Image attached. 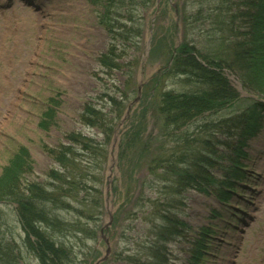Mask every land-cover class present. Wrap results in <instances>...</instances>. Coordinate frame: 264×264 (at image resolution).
Here are the masks:
<instances>
[{
	"label": "rangeland",
	"instance_id": "374dc122",
	"mask_svg": "<svg viewBox=\"0 0 264 264\" xmlns=\"http://www.w3.org/2000/svg\"><path fill=\"white\" fill-rule=\"evenodd\" d=\"M232 2L34 0V9L0 7V94L18 91L9 111L0 108V264H41L18 218L24 199L32 216L43 210L55 222L47 238L70 253L56 264H92L98 256L105 257L100 264L156 263L172 240L160 236L166 203L180 208L192 228L166 248L168 264H190L209 226L210 251L201 264H264V134L252 142L247 180L224 206L209 193H177L178 180L170 176L176 167L184 170L170 162L180 164L185 150L194 156L191 148L208 153L207 139L201 145L195 138L240 103L172 128L159 112L164 90L200 95L203 88L193 76L198 84L189 77L161 81L176 74L165 67L182 42L200 50L203 67L222 73L229 66L234 86L244 88L232 74L240 67V38L230 44L225 32ZM234 14L242 27L241 14ZM71 137H80L79 145ZM19 147L27 149L25 163L11 168ZM160 160L168 163L165 172ZM196 163L197 155L189 168ZM214 209L220 219H211Z\"/></svg>",
	"mask_w": 264,
	"mask_h": 264
},
{
	"label": "trees",
	"instance_id": "16d2710c",
	"mask_svg": "<svg viewBox=\"0 0 264 264\" xmlns=\"http://www.w3.org/2000/svg\"><path fill=\"white\" fill-rule=\"evenodd\" d=\"M112 4L114 0H109ZM241 8L246 3V0H236L234 2ZM258 5L256 0H251L248 4V9L246 11V17L242 18V21L246 23L245 29L243 28L242 42L239 41L237 55L240 58V67L239 71L235 72L242 82L244 88L249 92L255 93L262 99L264 98V18L262 17V13H259V9L257 12H254L255 6ZM220 8V7H219ZM218 9V8H216ZM232 24H235L236 16L235 14L231 17ZM245 43V44H244ZM196 49L187 44L181 47L179 55L177 56L173 71L176 73L175 75L179 76H193L200 81V84L203 88L200 90V95H190L188 93L184 94H170L165 93L163 96L161 105L159 107V112L162 114L166 121L167 127H174L175 125L183 122L188 117H192L193 115L202 113H211L221 109L223 110L226 105H229L233 102H236L239 98V93L230 85L228 80L221 74L220 72L211 71L208 68L203 67L200 62L196 60L194 53ZM112 53L105 58L110 59L112 57ZM205 58V57H204ZM208 59V58H206ZM211 64H214L215 61L210 59ZM219 65V64H218ZM233 65V64H232ZM226 67V66H224ZM222 67V68H224ZM226 68H230L227 66ZM240 72L244 73V76L240 74ZM190 81L195 84L192 77H189ZM188 78V79H189ZM114 98L110 99L113 101ZM254 104L260 105L259 102H255ZM250 107L251 114H245L241 117L244 119L241 128V134L238 135L241 138L238 147L235 149V152L238 154H242L241 147L244 145V141L248 139V136L251 133L250 125H253L251 120H256L255 114L252 109H256L255 105ZM224 107V108H223ZM94 115H97L96 112H93ZM212 114V113H211ZM99 120V119H98ZM92 122V121H91ZM241 122V121H240ZM240 122H236L240 124ZM235 123V121H233ZM93 124V123H92ZM235 124V125H237ZM221 124L217 129H226L225 127H221ZM80 137H71V141L79 145ZM196 152V151H195ZM189 152L183 153V158L181 162L183 163H174L178 166H181L182 170L176 169L172 172L170 178L175 180L177 178V193L181 195H185L188 191L197 190L202 192H208V189H212L216 184H220V188L222 190L218 194L219 198H222L223 195H227V192L223 188H228L233 185L232 181L229 179L228 181H216L214 177L210 176L209 167L213 165L214 162L210 163L211 160L208 156L198 158V163L195 164V169L192 170L189 168ZM67 158V155L64 156ZM20 157H16L11 163L10 167H16L23 165L19 163ZM159 162V161H158ZM160 163L163 165L162 171H166V166L168 163L160 160ZM166 163V164H165ZM208 165L206 166L205 164ZM210 163V164H209ZM185 164V165H183ZM179 171L183 172L180 173ZM7 172V168H6ZM5 172V174H6ZM171 181V180H170ZM171 185L174 186L175 182L171 181ZM2 196H0V199ZM51 199H42V201L49 202ZM26 203L23 205L24 209L20 211V216L24 223L25 229L27 231V242L30 248H32L33 252L36 254V257L39 259L41 264H56L54 261H62L66 263V261L70 260V253L63 247V245L58 246L57 242H54L52 239L47 238L46 235L47 229H51L54 227L55 222L52 220L51 216H41L44 215L45 212L37 213L35 211V215L32 216L30 212H28V200H25ZM167 213H163L160 216V220L162 222L161 226L163 228V235L160 234L161 237L169 236V239H177L182 237L181 234L186 230V223L182 221L178 216V211L180 208H177L170 203H166ZM67 207L70 204H66ZM57 220V219H56ZM58 221V220H57ZM39 224V225H38ZM45 225V229H41L40 226ZM168 232V234H167ZM30 235L34 236L38 241H32ZM168 239V240H169ZM167 239H164L166 241ZM165 243H163L164 245ZM63 247V248H62ZM161 249V247H159ZM65 249V250H64ZM149 251H153L150 249ZM168 251L166 249V244L163 250L160 251L157 259H154L156 263L152 264H167L166 256ZM200 252H197L193 255V260L197 261L199 258ZM60 256V258H59ZM65 256V257H64ZM64 257V258H63Z\"/></svg>",
	"mask_w": 264,
	"mask_h": 264
}]
</instances>
